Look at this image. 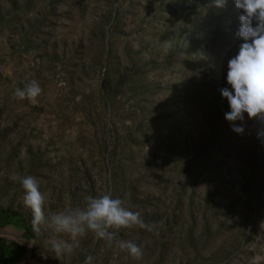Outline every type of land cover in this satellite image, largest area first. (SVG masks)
I'll use <instances>...</instances> for the list:
<instances>
[{
  "label": "rangeland",
  "instance_id": "1",
  "mask_svg": "<svg viewBox=\"0 0 264 264\" xmlns=\"http://www.w3.org/2000/svg\"><path fill=\"white\" fill-rule=\"evenodd\" d=\"M240 15L232 0H0V211L19 214H0V234L18 247L12 264H264V123L245 118L235 134L221 97ZM33 80L36 97H14ZM26 175L46 212L108 192L153 230H116L111 246L89 233L57 258L50 233L31 229L14 179Z\"/></svg>",
  "mask_w": 264,
  "mask_h": 264
},
{
  "label": "clouds",
  "instance_id": "2",
  "mask_svg": "<svg viewBox=\"0 0 264 264\" xmlns=\"http://www.w3.org/2000/svg\"><path fill=\"white\" fill-rule=\"evenodd\" d=\"M227 3L228 0H211L216 9H223ZM232 3L241 13L234 34L240 44L227 62V87L221 90V97L229 109L224 114L225 121L231 125L232 132L242 135L245 118L264 123V0H232ZM40 91L39 84L33 80L23 88L15 89L13 95L22 100L34 98ZM238 121L241 123L237 124ZM262 135L264 133H257L258 138ZM14 179H18L23 191V206L31 213L32 231L50 233L44 243L57 258L69 257L89 233L111 246L116 230L134 226L153 230V225L146 224L138 211L125 207L122 199L114 198L108 192L85 196L82 206L46 212L45 194L40 191L37 179L31 175ZM115 243L133 258L142 255L141 248L130 240ZM93 259L91 255L86 256L84 264H93Z\"/></svg>",
  "mask_w": 264,
  "mask_h": 264
},
{
  "label": "trees",
  "instance_id": "3",
  "mask_svg": "<svg viewBox=\"0 0 264 264\" xmlns=\"http://www.w3.org/2000/svg\"><path fill=\"white\" fill-rule=\"evenodd\" d=\"M0 214H6L9 217H19L18 213L11 211H0ZM28 231L31 230L29 227ZM13 248H18L17 245H8L7 241L3 238H0V264H12L9 261V256Z\"/></svg>",
  "mask_w": 264,
  "mask_h": 264
},
{
  "label": "water",
  "instance_id": "4",
  "mask_svg": "<svg viewBox=\"0 0 264 264\" xmlns=\"http://www.w3.org/2000/svg\"><path fill=\"white\" fill-rule=\"evenodd\" d=\"M0 238H4V236L2 234H0Z\"/></svg>",
  "mask_w": 264,
  "mask_h": 264
}]
</instances>
